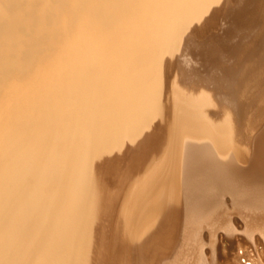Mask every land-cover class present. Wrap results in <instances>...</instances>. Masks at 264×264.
<instances>
[{
  "label": "bare ground",
  "instance_id": "6f19581e",
  "mask_svg": "<svg viewBox=\"0 0 264 264\" xmlns=\"http://www.w3.org/2000/svg\"><path fill=\"white\" fill-rule=\"evenodd\" d=\"M159 69L164 84L174 69L186 87L212 85L209 102L219 109L197 108L212 86L184 102L175 96V119L203 134L181 140V217L163 193L173 196V186L161 185L156 198L172 207L163 203L149 219L146 194L135 229V207L125 199L126 209H116L130 194L107 193L111 183H103L117 177L110 179L120 190L112 186L123 194L131 174L118 172L121 160L139 171L148 157L167 154L158 138L173 119L166 128L154 122L159 106L147 97ZM165 93L158 105L174 101ZM222 109L234 116L239 140L248 139L246 162L208 135ZM201 113L209 122L195 121ZM152 167L140 168L150 170L145 182L131 179V206L153 191ZM76 245L84 264H221V254L228 264H264V0H0V264H64Z\"/></svg>",
  "mask_w": 264,
  "mask_h": 264
},
{
  "label": "rangeland",
  "instance_id": "374dc122",
  "mask_svg": "<svg viewBox=\"0 0 264 264\" xmlns=\"http://www.w3.org/2000/svg\"><path fill=\"white\" fill-rule=\"evenodd\" d=\"M172 70H173L174 72H171ZM172 70H171V71H168V70H167V71L169 72V74H171V73H176L174 69H172ZM154 71L156 72V74L158 73V74H160V75H158V74L156 75ZM154 71L151 72V73H152L151 76L149 75V73H148V75L150 76V78L152 79V81H154V82H152V83H155V84H156V82L158 81V84H156V85L154 84V87H153V85H151V87L149 86V87L147 88V92H149L150 89L153 88L152 91L149 92V93H153V90L157 87V89H155L157 95H156L155 92H154L152 95L149 94V93H147V92L145 93V94H149V95H147V97L150 96V97H148L150 103H153V101L156 100V102H154L153 104H155L156 106H159L160 108H162V109H160V108L158 107V110L160 109V111L157 110V113H156V115H155L154 122H158V121L160 120L159 123H157V124H159V125H161V126H164V125H165L164 128H166L167 123L170 122V120L173 119V122H174V123H173V122H170V123H171L170 128H171L173 125H174V126L172 127V130H169L170 128H169V125H168L167 128H168L169 131H167V130H162V131H160V132L162 133V135H161V133H160L159 138L162 137V136H163L164 138H163V137H162V139H159V138H158V141H159V142H161V143H163V144L165 143V144H167V145L169 144L168 146L165 145V144H164V145L160 144V146L162 145V147H166V146H167L168 149H167V148L160 149L158 143H157L158 147L156 146V148H155L156 152H157V150H160V152H161V151L164 152V151H165L164 149H167V154L165 155L167 160H164V161H163L162 158L165 157V156L163 155V157H162L161 153L159 154V152L156 153V152L154 151V153H156V154H155L156 156H159V155H160L159 159H158V157H156V156L154 155V153H153L152 155H154L155 157H152V156L148 157L146 161L142 162V166H143V167L145 166V167H144V168L142 167L143 169H142L141 167H140V168H141L142 170H145L146 167H147V168L152 167V166L149 167V165H147V164H149L150 161H152V163H153V160H156L155 162H157V164H159L158 162H160V161H159L160 159H161L162 162H165V161L168 162V159L172 157L171 159H169V162H171L170 160H172V162H174V160H173V156H174L175 153H176V154H175V156H174V159H175L176 155H177V157H179V158L176 157V159H175L176 162L178 163V166H177V163H176V162H174L176 168L172 165V162L169 163V165H166V164H168V163L165 162L166 164H165V163H164V164H165V166H167V168H166V167H164V164H162V163L160 162L161 165H163V169H162L163 171H165V169L168 170V166H170V172L165 171V173H166V174L170 173V175H171V172L173 171L174 174L171 175L172 177H171L170 175H167V176H166V174H165V175L162 174L163 171L161 172V168H162V166H161L160 164H159V165L161 166V168H159V166L156 167L157 164H156V166H153L154 168L156 167L157 169H160L159 171L156 169V171H157L156 174L158 175V176H157V175H156V176H157L158 180H156V178H155V180H156L155 182H157L158 184H157V183H154L155 186H153V191H152L150 194H149V193H145V194L143 193V194H141V196H140L139 194L134 193L135 195H139L141 200L139 199V196H137V197H138V198H137L135 195H133V196H134V199H133V198H132V199H133L136 203H139V200H140L141 202L143 201L142 203L140 202L141 204L139 203L140 205L134 203V206H131V202H133V201H130V200H131L130 195H132V193H128V191H129V192L131 191V190H128V188L130 189V188L133 187L132 184H131V183H132V182H131L132 180H135V179H136V181H137V179L140 178V179H138V180H141V181L143 180V181L145 182L146 180H144V178L141 179V178H142L141 175L146 174V173H147L148 171H150V170L147 169L148 171L146 170V172H145V171H141L140 168L138 169L139 171H136V170H135V171H134V170L132 171V170H130V169L128 170V169H126V167L124 166L125 163L122 164V162H121L122 160H121L120 163H121V165H123L124 167H123V166L118 167V168H117L118 172L121 170L120 173H123V172L125 171V174H126V175L128 174V176H129V175L131 174V175L128 177V180H129V178H130V183L128 184L129 181L126 183V186H125L126 189H125V187H123L124 189L122 188V189H123V192H124V190H126L127 193H126V192L123 193V194H121L122 192H121V193H117V190H116V189H118L120 185H119V183H118V184H115V183H114V181L117 179V177H115V178H116V179H115V178H114L112 175H110V174L106 176V179H105V177H104V179H105L106 181H104V183H103V184H105L106 182H107L108 184L111 183V187H110V185H109L110 189L107 190V188H109V187L106 188L105 185L103 186V184L100 183V184H102L101 186H103V187L107 190V193H108V191L110 190V192H111L112 194H116V196H117V194H118L120 198H121V197L124 198V197L127 196V194H128V195L130 194L129 197L124 198V201H123L122 199H121V200L119 199L120 201H118L117 198H119V197H117V198L115 197V198H114L113 196H115V195H112L110 192H109L108 196L111 194L110 196L113 197V199H116L114 202L116 203V201H118L117 204H119V202L122 201L121 204L119 205V207H117V204H116V209H118V210L120 209V206H121V209L125 207V205L123 204V202H124V203H127V202H125V199H126V201L128 200V203H129V201H130L129 204H128V203L126 204V207L130 205L129 207H127L129 210L131 209L130 207H135L134 212H133V215H134L133 218H132V217L130 218L129 215H128V217H129L128 219H130V221H132V222H129V220H128V223H129V224L131 223V225H132L131 227H132V228H135V229L138 227V221H139L138 219L140 218L139 213L142 212V210H143V209H142V206H144L145 209H146V207L148 206L147 204H148V202H149L150 199H151V202H149V203H150V207L148 206L146 210H148V208H149L150 210H148V212H150V211H151V212L148 214V212L144 210V211L147 213V215L149 216V219H151V218L153 217V213H154V212L156 213L157 210H158V212H159V210H164L165 208H167L166 205H163V203L166 204L168 201H171V202L173 201V202L175 203V204H173L174 208L178 205L177 203L180 204V206H179V205L177 206L178 208L176 207V211H177L176 213H178V211H179V209H180L178 215H179V218L181 217V211H182V210H181V209H182V208H181V207H182L181 205H182V203H183V202H182V201H183V199H182L183 196H182V197H179V198H178V196H179L180 194H182V193H181L182 191H178V189H176V190H177V192H176V190L174 189V186H176V188H180V187L182 186V185H180V184H181V183H180L181 181H178V180H181V176H180V175H181V169H180V168H181V167H180V163H181V161H180V160H181V154H179V153H182V152H181V151H182V148H181V147H182V146H181V140H182V138H183L184 136H186V135H194V136L197 135V136H198V135H203V134H202L201 132H198V133H197L196 131H189V130H187V129H184L183 125H181V123L178 122V121L175 119L176 114H177V113L174 114V109L176 108L175 105H176V103H177V102L175 101V96H176V97H177V96H178V97H181V98H179V101H178V102H182V101L184 102V100L180 101V99H183L182 96H185V95L189 94V95H187L188 98H189V96L192 95V94H193V95H199L198 92L201 91V89L204 90V88H205V90H206V87L212 86V85H205V84L202 85V84L199 83L200 85H199V84H196V87H195V86H192V88H191L190 85L186 87L187 84H184V83H186V82H185L182 78H180V81H181V79H182V82H181V84H180V83H179L180 81H178L179 78H174V76H173L174 74H171L172 77L168 74V79H170V80L172 79V82L167 80L166 84H164L166 80L163 81L165 78H164V77H163V78L161 77V75H162V74H161V73H162V72H161V69H159V72H160V73L157 72L156 70H154ZM168 72H167V73H168ZM170 72H171V73H170ZM201 72H204V71L202 70ZM153 73L156 75V77L159 76V77H157V78H158L157 80H156V77H154ZM205 73H206V72H205ZM149 76L147 77V79L149 78ZM152 77L155 78V79L153 80ZM160 77H161V78H160ZM179 77H180V76H179ZM159 78H160V79H159ZM155 80H156V81H155ZM147 81H148V83H149V82L151 83V81H150L149 79H148ZM159 81H160V84H159ZM132 82H136V84L138 85L139 88H142V89L144 88V87H140V86H139V83H140V82L138 83L137 81H131V83H132ZM162 82H163V83H162ZM168 83H172V84H169L171 87L168 86ZM182 83H183L184 85H182ZM137 85H135V86H137ZM163 85H165V86H167V87H165V86L163 87ZM174 85H175V86H174ZM201 85H202V86H201ZM147 86H148V85H147ZM147 86H146V87H147ZM155 86H156V87H155ZM159 86H162V88L159 87ZM184 86H185V87H184ZM204 86H205V87H204ZM159 88H161L162 91H161ZM166 88H168L169 90L167 91ZM178 88H179V89H178ZM189 88H190V89H189ZM196 88H197L198 90H197ZM209 88H210V89H209ZM209 88H207V90L204 91V94L199 95L198 98H197V102L200 103V106H198L197 108H198V110H199L200 112H202L203 110H206V109H207V111H209L210 109H211V110L214 109L213 112H215V109H216V111L219 109V108L216 106V104H214V102H212V100H210L211 102H209V98H212V99H213V97H214V96H213V93H212V92H213L212 90H214L213 86H212V87H209ZM212 88H213V89H212ZM144 89H145V88H144ZM158 89H159V90H158ZM163 89H164V90H163ZM165 89H166V91H165ZM171 89H172L173 91H172ZM211 89H212V90H211ZM155 90H154V91H155ZM193 90H194V92H193ZM159 91H160V92H159ZM176 91H177L178 93H177ZM187 91H188V92H187ZM214 91L216 92V90H214ZM163 92H166L165 94L170 95V97H169L170 100H171V99H172V100L174 99V101H169V103H168V102H163V103L166 104L167 106L169 105V106L171 107V105H172V108H171V109H170L169 107L165 106V105H164V108H163V103H162V102H159V105H158V99H159V101L161 100V98L163 97V94H162ZM185 92H186V93H185ZM170 93H171V94H170ZM145 94H144V96H146ZM161 94H162V95H161ZM165 94H164V95H165ZM154 95H156V96H154ZM211 95H212L213 97H212ZM214 95H215V94H214ZM153 96H154V97H153ZM158 96H159V97H158ZM161 96H162V97H161ZM187 96H186V97H187ZM151 97H153L154 99L151 98ZM164 98H165V96H164L162 99H164ZM206 99H207V100H206ZM186 100H187V99H186ZM198 100H199V101H198ZM204 100H205V101H204ZM164 101H166V98L164 99ZM171 102H172V103H171ZM161 103H162V104H161ZM167 103H168V104H167ZM170 103H171V104H170ZM160 105H162V106H160ZM207 106H210V107H207ZM165 107L169 108V110H167V108L165 109ZM173 108H174V109H173ZM164 109H165V112H166V111H172V113H171V112H168V113H171V114H168V113L166 114V116L168 115V117H166L165 115L163 116V113H165V112H162V111H163ZM201 110H202V111H201ZM211 110H210V112H211ZM226 110H227V111H226ZM226 112H228V115H229V114H230V115L228 116ZM160 113H162V114H160ZM179 114H181L180 119H181V118H185L184 116H182V115H184V113L180 112ZM217 116H218V119H217V123H216V124H218V125H217V126H218V128H217L218 130L211 131L212 134L209 133L208 135H209L210 137H213V139L216 140V143L218 142L217 145H218L219 149H220L223 153H226V152H228V150L231 149L233 152H235V154H237V156H238V154H240L239 156H240L241 160L243 159L242 161H243V162H246V160H245L244 158L246 157V154H248V150H249V149H248V144H247V143H249V142H248V139H247V141H246L247 143H246L245 141H243V140H242V141L239 140V134H238V132L235 130V129H236V128H235V127H236V126H235V122H234L235 120H232V119H234V118H232V117H234V116L231 117V112L229 111V109H224V110L222 109V112H221L220 114H218ZM217 116L215 117V119L217 118ZM161 117H162V118H163V117H166V119L163 118V121L165 120L164 123H161V122H163L162 119H161ZM213 117H214V116H213ZM156 118L158 119V121H155ZM159 118H160V119H159ZM169 118H170V119H169ZM174 119H175V120H174ZM195 121H198L199 123H206V122H209L208 118L205 117V115H203L202 113H201V115H200L197 119L195 118ZM175 122H176V123H175ZM151 124L153 125V123H151ZM155 124H156V123H155ZM179 124H180V125H179ZM177 126H178V127H177ZM174 127H175V128H174ZM182 127H183V128H182ZM173 128H174V130H173ZM178 129H179V130H178ZM183 129H184V130H183ZM227 129H228V130H227ZM170 131H171V134H170ZM166 132H169V135H170V136L172 135L173 137H172V136L170 137V136L168 135V133L166 134ZM176 132H177L178 136H176V135H177ZM186 133H187V134H186ZM163 134H165V136H164ZM168 136H169V138L167 139ZM176 137H177V138H176ZM165 138H166V139H165ZM178 138H179V139H178ZM237 138H238V139H237ZM163 139H164V140H163ZM236 139H237V140H236ZM160 140H163L164 142H163V141H160ZM176 140H178V141H176ZM165 141H167V142L170 141V142L167 143V142H165ZM220 141H221V142H220ZM227 141H228V142H227ZM238 141H239V142H238ZM236 142H237V143H236ZM243 142H244L245 144H244ZM170 143H171V144H170ZM174 143H175V144H174ZM240 143H241V144H240ZM175 145H177V147H176ZM131 146H132V145H131ZM131 146H129V147H131ZM169 146H170V147H169ZM125 147H126V146H125ZM162 147H161V148H162ZM171 147H172V149H170ZM174 147H175V149H174ZM240 147H241V148H240ZM235 149H236V150H235ZM238 149H239V150H238ZM124 150L126 151V148H124ZM124 150H123V152H124ZM173 150H174V151H173ZM175 150H177L178 153L175 152ZM241 150H242V151H241ZM245 150H246V151H245ZM119 151H120V150H118L117 152H119ZM168 151H170V152L168 153ZM171 151H172V152H171ZM243 151H244V152H243ZM123 152L120 151L121 154H122ZM165 152H166V151H165ZM165 152H164V153H165ZM243 153H244V154L246 153L245 156H244ZM116 154H117V153H116ZM132 154H133L132 156H135L134 153H132ZM167 155H168V157H167ZM169 155H170L171 157H170ZM242 156H243V157H242ZM136 157H137V156H136ZM136 157H135V159H136ZM151 157H152V158H151ZM161 157H162V158H161ZM131 158H132V161H133V160H134L133 157H131ZM149 158H150V160H149ZM156 158H157V159H156ZM163 159H165V158H163ZM129 160H130V159H129ZM129 160H128V159H127V160H123V162H126V165H127V161H129ZM179 161H180V162H179ZM102 162H103V161H102ZM146 162H147V163H146ZM148 162H149V163H148ZM100 163H101V162H100ZM116 163H117V165L119 164V166H120V163H119V162H116ZM97 164H99V163H97ZM150 164H151V163H150ZM101 165H102V164H101ZM117 165H116V166H117ZM146 165H147V166H146ZM152 165H154V164H152ZM171 165L174 167V168H173L174 170H171V169H172ZM153 167H152V168H153ZM120 168H121V169H120ZM164 168H165V169H164ZM175 169L178 170V173L175 171ZM127 171H128V172H127ZM140 171H141V172H140ZM168 171H169V170H168ZM179 171H180V172H179ZM114 172H115V171H114ZM130 172H131V173H130ZM142 172H143V174H142ZM144 172H145V173H144ZM139 173H141V174H139ZM148 173H149V172H148ZM148 173H147V174H148ZM147 174H146V175H147ZM160 174H161V175H160ZM175 174H176V175H175ZM169 176H170V177H169ZM173 176H174V179H172ZM179 176H180V177H179ZM111 177L113 178L114 181H113L112 179H110ZM118 177H119V176H118ZM135 177H137V178H135ZM144 177H145V175H144ZM147 177H148V176H147ZM165 177H168V179H167V180H164ZM132 178H133V179H132ZM134 178H135V179H134ZM149 178H150V177H149ZM149 178H148V180H149ZM118 179H119V178H118ZM131 179H132V180H131ZM145 179H146V178H145ZM108 180H109L110 182H108ZM136 181H134L133 183H135ZM150 181H151V180H150ZM150 181H148V182H150ZM161 181H162V182H161ZM166 181H167V182H166ZM172 181H174L175 183L172 182ZM100 182H101V181H100ZM115 182H117V181H115ZM96 183H97V181H96ZM113 183L116 185V187H117V185H118V188H116L115 185H113V186H114L116 189L113 188V186H112ZM136 183H139V182L137 181ZM141 183H143V182H141ZM165 183H166V184H165ZM169 183L171 184V186H173V188H172V190H173L172 194L175 192V193H177V195H178V196H177V195H175V193H174L173 196H175V198H178V199L181 198V200H178V199H177L179 202H178L177 200H176L177 202L174 201V200H171V199H175V198H174L172 195H169V193L171 194V192H169V190L167 189V186H168ZM178 183H179V186H180V187H178ZM130 184H131L132 187L130 186ZM139 184H140V183H139ZM172 184H174V185H172ZM97 185H98V187L100 188V186H99L98 183H97ZM128 185H129L130 187H128ZM133 185H134V184H133ZM141 185L143 186L144 183L141 184ZM150 185H151V184H150ZM161 185H163L162 187H164V186H165V187L162 188ZM142 186H140V187H142ZM151 186H152V185H151ZM127 187H128V188H127ZM149 187H150V186H149ZM160 187H161V188H160ZM104 188H103V189H104ZM111 188L115 189L116 191H115V190L113 191V189L111 190ZM154 188H155V189H154ZM159 188H160V189H159ZM168 188L171 189L170 185L168 186ZM181 188H182V187H181ZM158 189H159V190L162 189L161 192H162V191H165V189H167L168 191L163 192V193H164V196H165V197H166V196H170V197H172V198H170V199L167 201L168 198L166 199L165 197H164V198L162 197L163 200H166L167 202H164L163 200H162L163 202L161 201L162 203H160V201L158 202L159 199L156 198V197H158V196H156V195H159V194L161 193ZM163 189H164V190H163ZM100 190H101V189H100ZM119 190H120V188L118 189V191H119ZM156 190H157V191H156ZM172 190H170V191H172ZM174 190H175V191H174ZM180 190H182V189H180ZM113 192H116V193H113ZM157 192H159V194H158ZM168 192H169V193H168ZM178 192H180V193L178 194ZM154 193H157V194H154ZM165 193H166V194L168 193V194L165 195ZM120 194H121V195H120ZM124 194H125V195H124ZM146 194H148V195H147V198H150V199L148 200V202H147ZM152 194H153V195H152ZM162 195H163V194H162ZM110 196H109V197H110ZM123 196H124V197H123ZM133 196H132V197H133ZM148 196H149V197H148ZM180 196H181V195H180ZM141 197H143L144 199L141 198ZM154 197L157 199V200H156L157 202L155 201ZM61 198H62V197H61ZM61 198H60V199H61ZM65 198H68V200H70V197H63V199H65ZM127 198H128V199H127ZM136 198L138 199V202H137ZM152 198H153V199H152ZM162 198H161V199H162ZM63 199H61L60 201H61V202L64 201L65 204H68V201L65 202V200H63ZM62 200H63V201H62ZM73 200H74L73 202H75V199H73ZM153 200H154V201H153ZM69 202H70V201H69ZM76 202H77V204H79V202H80V204H81V203L83 202V200H82V199H80V200H76ZM144 202H145V203H144ZM146 202H147V204H146ZM171 202L169 203L170 206H171V204L173 203V202H172V203H171ZM157 203H158V204H159V203L162 204V205H158V206H161V207H160L161 209L158 208V206H156ZM70 204L72 205L71 202H70ZM73 204H74L73 206H74L75 208H78V206H77L76 203H73ZM75 204H76V206H75ZM143 204H144V205H143ZM145 204H146V206H145ZM169 204L167 203V205H169ZM176 204H177V205H176ZM71 205H67L66 207H68V206H69V207H73V206H71ZM80 206H81V205H80ZM122 206H124V207H122ZM154 206H155V207H154ZM163 206L165 207L164 209H162ZM63 207H65L64 204H63ZM69 207H68V208H69ZM126 207H125V209H126ZM153 207H154V208H153ZM171 207H172V206H171ZM137 208H138V210H136ZM139 208L142 209V210H140ZM155 208H156V209H155ZM129 210H128V212H129ZM131 210H133V209H131ZM135 210H136V211H135ZM135 212H136V213H135ZM137 212H138V214H137ZM158 212H157V213H158ZM161 212H162V211H161ZM157 213H156V215H157ZM136 214H137L138 216H137ZM142 214H143V213H141V215H142ZM150 215H151V216H150ZM135 216H136V217H135ZM134 217H135V218H134ZM137 217H138V218H137ZM136 218H137V219H136ZM131 219H132V220H131ZM133 219H134V220H133ZM135 219H136L137 223H136ZM134 223H135V225H134ZM134 226H135V227H134ZM175 237H176V236H175ZM176 239H177V238H173L172 241H171V244H170L169 246L166 245V247H165L164 249H162L161 253L169 252V251L172 249V246H173V244L175 243ZM231 240H234V238L229 237V240L226 242V244L229 246V248H230V241H231ZM84 251H85V249H83V247H80V246H77V245H76L75 248H74V250H73V252L68 256V258H67V260L64 262V264H84V261H82V260L80 259V257H81L80 254H81L82 252H84ZM85 258H86V256H85ZM89 258H90V257H89ZM75 259H76V260H75ZM91 259H92V258H91ZM220 262H221V264H228V262L225 260V258H224V256H223L222 254L220 255Z\"/></svg>",
  "mask_w": 264,
  "mask_h": 264
}]
</instances>
